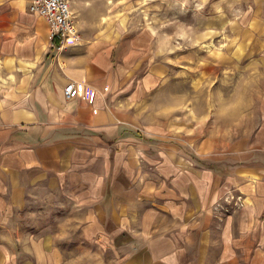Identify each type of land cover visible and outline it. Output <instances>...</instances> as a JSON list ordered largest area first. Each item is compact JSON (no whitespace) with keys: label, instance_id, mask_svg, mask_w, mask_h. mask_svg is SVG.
<instances>
[{"label":"crops","instance_id":"0c3cea01","mask_svg":"<svg viewBox=\"0 0 264 264\" xmlns=\"http://www.w3.org/2000/svg\"><path fill=\"white\" fill-rule=\"evenodd\" d=\"M31 1L0 0V214L44 201L66 231L7 226L0 264H264V91L254 132L208 140L202 167L147 115L148 31L58 48Z\"/></svg>","mask_w":264,"mask_h":264},{"label":"rangeland","instance_id":"374dc122","mask_svg":"<svg viewBox=\"0 0 264 264\" xmlns=\"http://www.w3.org/2000/svg\"><path fill=\"white\" fill-rule=\"evenodd\" d=\"M67 1L76 41L148 31L149 54L163 74L147 115L180 140L191 161L216 168L197 158L215 148L208 140L254 132L264 91V0ZM46 204L15 211L8 224L0 214V231L65 232V210Z\"/></svg>","mask_w":264,"mask_h":264},{"label":"built area","instance_id":"2783aa9c","mask_svg":"<svg viewBox=\"0 0 264 264\" xmlns=\"http://www.w3.org/2000/svg\"><path fill=\"white\" fill-rule=\"evenodd\" d=\"M29 11L45 19L51 38L59 43L58 48L68 38H78V30L67 0H32ZM63 95L66 100L76 97L77 89L73 82L65 85Z\"/></svg>","mask_w":264,"mask_h":264},{"label":"trees","instance_id":"16d2710c","mask_svg":"<svg viewBox=\"0 0 264 264\" xmlns=\"http://www.w3.org/2000/svg\"><path fill=\"white\" fill-rule=\"evenodd\" d=\"M55 43H56V45H58L59 43H58V41H55Z\"/></svg>","mask_w":264,"mask_h":264}]
</instances>
